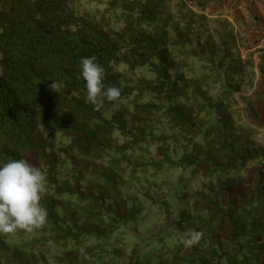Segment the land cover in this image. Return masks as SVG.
Returning a JSON list of instances; mask_svg holds the SVG:
<instances>
[{
	"label": "trees",
	"instance_id": "trees-1",
	"mask_svg": "<svg viewBox=\"0 0 264 264\" xmlns=\"http://www.w3.org/2000/svg\"><path fill=\"white\" fill-rule=\"evenodd\" d=\"M222 1L0 0V166L26 159L48 189V223L0 234V264H122L119 235L161 229L203 234L167 264H264V57ZM92 56L121 89L98 110Z\"/></svg>",
	"mask_w": 264,
	"mask_h": 264
},
{
	"label": "clouds",
	"instance_id": "clouds-1",
	"mask_svg": "<svg viewBox=\"0 0 264 264\" xmlns=\"http://www.w3.org/2000/svg\"><path fill=\"white\" fill-rule=\"evenodd\" d=\"M96 61L95 56L84 57L80 65L81 76L86 82V99L98 110L105 99L118 100L121 89L115 85L105 87V70ZM49 88L58 92L61 85L52 82ZM47 190L46 173L26 159L10 160L0 166V234L43 229L48 223V210L41 201ZM202 236L201 232L188 229L180 240L191 247L199 243Z\"/></svg>",
	"mask_w": 264,
	"mask_h": 264
},
{
	"label": "rangeland",
	"instance_id": "rangeland-1",
	"mask_svg": "<svg viewBox=\"0 0 264 264\" xmlns=\"http://www.w3.org/2000/svg\"><path fill=\"white\" fill-rule=\"evenodd\" d=\"M215 11L230 22H233L235 18L244 21V25L240 23L238 28H241L240 31L242 33L252 34L250 35L252 37L247 34L250 41L245 44L241 51L242 53L247 50L256 53L261 48H264V40H261V34L264 33V0H237V2H234V0H223L215 8ZM256 59L261 74L257 79L255 92L249 97L256 99L258 114L264 122V58L261 59L257 56ZM238 98L241 99L242 96L238 95ZM240 99L238 100L240 101ZM258 132L261 140V134H264V127L260 128ZM262 142H264L263 139ZM164 231L161 229L158 232L153 231L147 234L135 233L134 237L131 235H119L118 237L126 244L123 249L124 262L122 260V264H167L169 261L171 262L179 248H174L169 244L174 239L180 241V237L173 238ZM133 251L134 256L130 260L129 256L132 255Z\"/></svg>",
	"mask_w": 264,
	"mask_h": 264
},
{
	"label": "built area",
	"instance_id": "built-area-1",
	"mask_svg": "<svg viewBox=\"0 0 264 264\" xmlns=\"http://www.w3.org/2000/svg\"><path fill=\"white\" fill-rule=\"evenodd\" d=\"M259 55H262L264 57V48L259 52ZM257 57V56H256ZM257 62V61H256Z\"/></svg>",
	"mask_w": 264,
	"mask_h": 264
}]
</instances>
